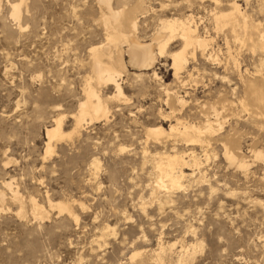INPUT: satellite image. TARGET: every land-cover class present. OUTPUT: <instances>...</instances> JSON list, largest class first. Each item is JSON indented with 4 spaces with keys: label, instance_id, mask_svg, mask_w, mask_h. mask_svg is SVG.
Masks as SVG:
<instances>
[{
    "label": "rangeland",
    "instance_id": "374dc122",
    "mask_svg": "<svg viewBox=\"0 0 264 264\" xmlns=\"http://www.w3.org/2000/svg\"><path fill=\"white\" fill-rule=\"evenodd\" d=\"M138 1L147 10L135 33L142 44L151 42L160 19L191 15L198 35L212 39L208 51L219 65L190 48L197 53L187 54V68L175 79L170 57L180 49L178 38L163 58L152 48L149 71L132 67L124 53V98L111 99L112 85H96L110 114L87 120L77 133L75 116L92 77L89 50L106 43L104 7L97 0H0V264H157L160 246L165 264H264V162L254 157L264 155V104L256 99L264 93V48L252 46L259 40L254 32L242 37L241 18L232 32L213 16L236 3L248 24L264 31V0H111V6L130 9ZM20 3L17 21L11 7ZM59 118L69 136L53 139L47 155L46 130ZM176 119L197 126L207 120L216 131L195 145L147 138L154 127L168 134ZM225 147L248 167L229 161ZM175 154L188 162L182 186L159 191L155 163ZM32 200L44 219L32 213ZM49 201L68 202L70 213Z\"/></svg>",
    "mask_w": 264,
    "mask_h": 264
},
{
    "label": "bare ground",
    "instance_id": "6f19581e",
    "mask_svg": "<svg viewBox=\"0 0 264 264\" xmlns=\"http://www.w3.org/2000/svg\"><path fill=\"white\" fill-rule=\"evenodd\" d=\"M21 3L15 4L11 7V18L17 21L20 19L21 15ZM97 3L105 9V12L102 11L103 13L101 14L99 20L105 30L106 43L98 47H93L89 50L92 73V77L90 78L91 83L87 84L84 89L85 100L79 104L78 113L75 116L74 132L76 131L78 133L79 128H81L83 123L87 122V120L91 123L100 119H107L108 115L110 114V108L107 103L108 99L104 100L100 96L99 91H97L98 88H96V85H112L115 90V95L111 97V99L114 98L118 100L124 98L122 89L119 84L121 74L124 72L125 69V64L123 60L124 53L127 54L129 58L128 63L132 67L139 69V71H149L150 69H152L156 60L154 58L155 55L153 54L152 48L155 47L157 52L156 55L160 58H163L164 54L167 52L168 45L174 39L178 38L181 44L180 49L176 52H173V54L171 53L172 55L170 57V60L172 62L171 69L173 70V77L175 79L180 80V74L184 69L187 68L189 59L187 58V54L189 53L190 48H193L194 51H199L201 57H203L207 62L219 65L218 59L208 51L212 39L202 38L198 35L197 26L193 23V16L187 15L182 18L180 17L171 19H160L158 22V28H156L153 34L151 35V42L149 44H142L135 36V33L137 32L139 26L138 17H144L147 13V10L145 9V7H143L142 1H138V3L130 9H114L111 6V0H97ZM229 7L230 8L228 11H218L213 14L216 26L222 27L229 25L232 28V32H235L236 26L239 25L238 19L241 18L242 25L240 24V28L243 31L242 37L248 36L249 38H251L250 35L254 32L259 38V40L258 42L253 43L252 46L256 49H263L264 31L260 29V25H249L246 19V15L240 10L239 6L236 3H232ZM239 35H236V39H240ZM123 44H126V50H123ZM194 51L189 53L193 57L195 55L194 53H197ZM243 75L245 76V74ZM152 76L157 78L155 72H153ZM238 76L239 78H242L240 73L238 74ZM246 84L247 89L249 90L255 88L254 82L248 81ZM257 95V101L264 104V93H260ZM167 97L169 100V95ZM173 99L181 106L185 104V101L181 97L174 96ZM212 110H214L215 113L217 112L214 108H212ZM53 122V127L46 130V137L48 139V143L46 144L47 155L52 152L51 141L53 139L60 140L64 137L69 136L68 134L65 135L61 130V118L56 119ZM212 125L213 124H211L207 120L204 126H197L193 124H188L184 121H181L180 119H176V124L174 126H170L168 134H166L161 127H154L147 129L146 135L148 139H153L155 141H159L164 136H171L176 138L180 137L186 143L195 145L196 143H203V136L215 130L213 127L214 125ZM224 154L225 157L229 159V161L233 163H238V165L241 167H248V164L244 162V160H238L234 155H232L227 147H225ZM254 157L256 160H261L264 162V155L262 152H256ZM190 161L195 167L199 166L196 157L192 156ZM92 165L97 168V164L93 163ZM186 165H188V162L178 154H175L173 156H166L165 158H160L155 163V168L157 169L158 173L156 189L159 191L161 189H179L182 186L180 179L183 176L181 167ZM177 169H179L180 175L176 174L175 170ZM6 186L9 191L12 192L13 199L16 200V202H21L17 195V192H14L12 190L11 185L7 184ZM2 199L3 196L1 195L0 201H2ZM31 205L32 213L34 214V216L37 217V219H44L46 215L44 210L34 200L31 201ZM49 205L51 208L58 209L59 213H70L71 211L69 203L65 201H49ZM159 248L160 253L156 255L157 260H155L157 262L155 263L165 264V258L161 253H165L166 249H164L163 246H160ZM138 255L139 254L132 255L130 257V260L133 261V259Z\"/></svg>",
    "mask_w": 264,
    "mask_h": 264
}]
</instances>
